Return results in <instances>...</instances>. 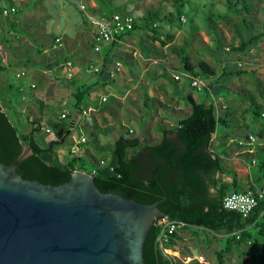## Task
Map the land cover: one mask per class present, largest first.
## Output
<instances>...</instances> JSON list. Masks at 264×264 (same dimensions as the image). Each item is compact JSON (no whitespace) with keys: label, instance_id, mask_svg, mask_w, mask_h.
Segmentation results:
<instances>
[{"label":"rangeland","instance_id":"1","mask_svg":"<svg viewBox=\"0 0 264 264\" xmlns=\"http://www.w3.org/2000/svg\"><path fill=\"white\" fill-rule=\"evenodd\" d=\"M106 1L109 4L113 3V6L123 3L124 7L115 6L114 12L131 13L135 16L137 27L130 35L134 41L136 40V46L141 50L143 60L138 58L134 65H129L120 75L124 76L129 84L123 92L116 89L115 94L119 98L110 95L107 102L101 103V107L109 110L104 121L102 119L100 123L107 127L110 132V134H102L103 138L107 141L114 140L115 135L123 133V131L131 136L132 133L127 131L130 127L142 129L143 121H137V123L133 121V117H137L141 113L147 118L144 120L149 121L145 127V135L150 137L148 142H153L158 128L165 125L169 126L172 121L169 118H167L168 122L161 119L187 113L189 103L184 96L185 89L179 93L178 97L172 90L173 87H177L175 79H172V72L184 71L176 50L180 47L184 48L192 64L200 59L214 67L217 74L233 72V75L225 81L207 76L209 79L206 89L197 91L188 88L199 101L208 100L212 102L214 100L219 115L230 113L232 119L228 120L229 128H221L224 133L229 131L228 134L212 138L210 148H215L217 152L221 151L223 165L231 171L230 173L219 174L221 182L229 184L232 181V176H234L240 187L249 188L251 181H255V176L260 173L258 171L256 174L257 162L260 156H264V140L256 136V131L264 127V118L253 120L250 108L252 100L260 105L264 104V0ZM244 3L249 4L250 12L248 14L243 8ZM150 10L154 11L150 15L154 24L145 26L146 21L142 17L148 18ZM2 15L0 12V37L4 36L9 41L10 37L5 27H8V18L13 16L11 14ZM21 34L29 38L31 45L21 43L17 50L32 60L38 55L37 52L33 51L32 46L43 43L44 40H35L27 33ZM251 36H254L255 40L249 44V47L238 53L236 59L227 60V49L231 45L237 46L240 41H247ZM214 37L219 39L220 50L214 45ZM14 41H10L8 45L13 47ZM148 57L150 60L146 61ZM33 62L34 60L27 63V66ZM239 62L242 63L241 66L238 65ZM22 64L16 62L13 65L18 67ZM238 69L241 72L236 74L235 71ZM133 71H138V74H134ZM158 71H168L164 72L162 77L171 87L169 91L165 89V84L157 80L158 74L155 73ZM6 72L13 85L24 81V78L15 76L16 71L14 69L8 68ZM138 80L140 82L136 87L135 83ZM107 91L112 92V89L109 88ZM4 94V91H0L1 97ZM16 94L17 92L13 90V96ZM112 94L114 93L112 92ZM145 105L150 106L144 107ZM23 120L25 122V116L22 114L21 121ZM89 123L92 124L91 119L85 118L84 120L82 117L76 125H73L72 133L78 138L81 134L90 137L87 126ZM26 126V123L17 124L20 131ZM249 133L255 136L253 143L239 145L237 141L239 139L244 140L246 134ZM107 141L104 145L108 143ZM67 145L68 141L66 140L56 148V157L59 161L68 159L69 156L66 152L64 153ZM95 152L97 153V151ZM128 153L130 154L131 151ZM97 157L105 161L107 152L103 151V155ZM84 166L87 171L96 167L89 159H86ZM262 174H264V169ZM256 186L264 187V177L256 183ZM254 231V228L251 227L253 234ZM176 233L178 238H174V246L171 247L170 244L164 246L168 248V253L174 257L177 264H218L219 259L216 256V250L224 245V231H210L202 227L186 226ZM255 236L258 241L256 246L251 243L241 245L232 243V245L234 244L232 251L227 255L224 254L223 264H264V235ZM251 250L254 251L253 254H251ZM187 255L190 258L187 259L185 257ZM254 255L256 256L254 257Z\"/></svg>","mask_w":264,"mask_h":264},{"label":"trees","instance_id":"2","mask_svg":"<svg viewBox=\"0 0 264 264\" xmlns=\"http://www.w3.org/2000/svg\"><path fill=\"white\" fill-rule=\"evenodd\" d=\"M243 8L247 14L250 12L248 3H244ZM114 10V7L107 6L104 16H109ZM153 13L150 10L148 18L142 17L146 21L145 26L154 24L152 16L150 17ZM243 21L246 23L245 19ZM136 27L137 24L134 28ZM254 40L255 37L251 36L247 41H240L237 46L231 45L227 49V60L236 59L237 54L243 52ZM213 42L220 50L218 37H214ZM176 53L185 73L223 81L233 75V72L217 74L214 67L200 59L195 64L190 63V57L184 48L180 47ZM235 72L239 74L241 70ZM106 74L108 76L107 71ZM88 91L87 88L77 90L73 104L75 110L81 109L80 103ZM186 99L190 112L179 119L172 129H162L160 140L154 144L141 145L138 137L121 134L106 147H96L99 154H103V151H108L109 154L106 162L100 159L104 164L94 157L96 167L90 171L86 170L84 159L80 157L70 155L64 163L56 157L55 149L69 135L70 123L62 121L61 118L51 122V129L48 128L54 133V138L45 140L47 132L42 130L41 119H32L29 121L30 130L21 132L10 121L0 104V162L11 163L22 147L28 145L31 154L15 166V172L24 179L58 185L68 181L73 170L80 169L92 175L93 182L101 192L118 193L140 203H152L162 199L157 207L169 219L182 220L187 225L210 231H224V245L216 251L220 261L225 252L229 251L231 243L247 244V241H251L256 246L258 241L255 235H264V215L261 214L264 209L263 200L258 201L254 211L246 218H242L236 211L222 207V198L228 192L257 188L256 183L264 177V156H260L257 162L256 174L258 171L260 173L255 176V181H251L249 188L240 187L234 176L229 184L221 182L219 174L231 171L224 167L220 152L210 150V141L215 131L223 133L224 136L228 134L223 129L229 128L228 120L232 117L230 113L217 114L212 102H197L191 94H187ZM250 108L253 120L264 118V104L260 105L252 100ZM100 130L105 132L107 128ZM256 136L264 140V127L256 131ZM158 218L145 235L142 247L143 263L177 264L173 256L163 254L158 247ZM251 227L255 230L254 234ZM236 231H239L238 239L235 237ZM174 238H178L176 232L170 235L165 245L174 246Z\"/></svg>","mask_w":264,"mask_h":264},{"label":"crops","instance_id":"3","mask_svg":"<svg viewBox=\"0 0 264 264\" xmlns=\"http://www.w3.org/2000/svg\"><path fill=\"white\" fill-rule=\"evenodd\" d=\"M79 2L85 3L87 8L81 10L78 7ZM7 6L15 7L16 11L15 13H11L13 17L8 18V27H5L10 40L8 41L4 36L0 37V91H4L5 93L4 96H0V104L3 110L14 125L17 126V124L26 123L27 126L21 132H28L31 127L29 121L32 119H41L42 130H45L46 127H49L51 122L59 119L61 114H65V118L62 119V121L70 123L76 111L91 107L92 110L87 114L80 113L75 121L70 124V133L64 140V142L66 140L68 141L64 153L66 152L68 156L75 155L76 157H80L84 159V163L86 159H89V161H92V163L96 165L94 157L98 158L97 156L103 155L95 152L96 147H106L114 141L113 139L107 141V139L102 136V134L106 135L110 134V132L108 129L105 132L100 130L101 128H107L100 123L102 119L104 121V118H106L109 112L108 109L101 107V103L107 102L110 95L114 98H119V96L115 94L116 89L123 92L129 84L125 77L120 75L129 65H134L138 58L143 60V56L139 47L136 46V40L134 41L133 38H131V33L123 35L118 41L104 45L101 50L95 51L93 49L94 38L92 28L86 16L88 14L104 16V10L107 6L123 8V3L113 6V3L109 4L106 0H0V12ZM21 33H27L32 38L34 37L35 40H44L43 43L32 46L33 51L37 52L38 55L33 57L32 60H34V62L30 66H27V63H31L32 60L25 57L22 52H18L17 50L18 47L21 46V43L31 45L29 38L23 36ZM57 36L61 37V46H55L54 38ZM12 40H15L13 42V47L8 45ZM133 49H136L138 52L136 56L131 52ZM19 50L21 49L19 48ZM161 58V60H163V57ZM66 59L71 60L73 63L74 75L71 78L65 77L61 68L62 62ZM116 59L122 62V70L115 75V77L109 78L106 71L111 68L112 62ZM149 60L150 58L148 57L146 61ZM16 62L23 64L17 67L13 65ZM92 65L99 66L101 69L100 72H94L91 69ZM160 65L162 66V63H160ZM8 68L14 69L16 71L15 76L24 78V81H20L13 85L6 72ZM21 71H24V74L17 75ZM133 72L134 74H138V71ZM164 72L168 71H158V73L155 74H158L157 80L165 84V89L169 91L171 87L167 85V82L162 77ZM175 72L180 73L181 77L178 80H174V72H172V79L176 81L177 85L176 88H172L174 91L173 93L178 97L179 93L185 89L186 92L184 96L191 94L195 101L201 102L190 92L188 88L190 87L189 80L183 75L185 71ZM139 82L140 80L136 81V87ZM146 83L148 82L146 81ZM31 84H34V87H32ZM84 88L89 89L88 94L84 96V100L80 103L81 109L75 110L73 108V104L76 100L75 93L78 89ZM109 88L112 89L114 94L107 91ZM13 90L17 92L16 96H13ZM102 97H106V99L102 101ZM142 100H144L143 97ZM213 101L212 103L216 108L215 102ZM3 102L5 103L4 105L2 104ZM202 102L206 104L210 103L208 100ZM146 106L150 105H145L144 107ZM174 108L179 109L180 107ZM189 112L190 105L188 104L186 114H176L161 119L164 122L169 121L167 118L172 121L169 123V126L165 125L158 128V132L154 136V138H156L153 142H148L150 140L148 138L150 137L145 135V127L149 121H145L147 118L141 115V113L138 114L137 117L134 115L133 121H136V123L137 121H143L144 124L142 129L139 130L130 127L127 131L128 133H132L131 136L138 137L141 145L154 144L160 140L162 129H172L177 125V121L185 117ZM22 114L25 116V122L24 120L21 121ZM82 117L84 120L86 118L92 121V124L89 123L87 125L90 137L81 134L78 138L72 133L73 125H76ZM98 127L100 128L99 130L97 129ZM228 132L229 131L226 133ZM121 134L130 136L123 131V133L114 134V139ZM212 134L213 137L211 136V139L224 136L223 133H218L216 131ZM81 137H84L85 141L79 142ZM51 138H54L52 130L45 135V140ZM106 141L108 143L104 145ZM73 146L76 147V151L71 154L70 148ZM210 150L216 151L215 148H210ZM105 152H107L108 156L109 152ZM219 152L222 157L223 154L221 151ZM101 161L102 160L99 159V162ZM60 162L64 163L66 160H60ZM92 170L94 169L92 168ZM257 188L264 187L261 186ZM233 245L232 243L230 244V249L225 252V255L232 251ZM253 252L254 251H252L251 254H253ZM225 255L222 257V260H218V264L224 263ZM185 257L187 259L190 258L189 255Z\"/></svg>","mask_w":264,"mask_h":264},{"label":"water","instance_id":"4","mask_svg":"<svg viewBox=\"0 0 264 264\" xmlns=\"http://www.w3.org/2000/svg\"><path fill=\"white\" fill-rule=\"evenodd\" d=\"M29 154L24 145L11 163L0 162V264H144V238L164 216L162 199L101 192L80 169L58 185L24 179L15 166Z\"/></svg>","mask_w":264,"mask_h":264},{"label":"built area","instance_id":"5","mask_svg":"<svg viewBox=\"0 0 264 264\" xmlns=\"http://www.w3.org/2000/svg\"><path fill=\"white\" fill-rule=\"evenodd\" d=\"M78 7L81 10H85L87 5L83 2L78 3ZM16 8L13 6H7L1 10L3 15H8L11 13H15ZM87 21L89 22L94 43L93 49L95 51L101 50L104 45L111 44L115 41H118L120 37L123 35H128L132 33L135 24H137V20L135 16L131 13H119L113 12L109 16H97L88 14L86 16ZM55 46H61L62 41L61 37L57 36L54 38ZM133 55H137L138 52L136 49L132 51ZM238 65H242L241 62ZM61 68L63 70V74L67 78H71L74 75L73 71V63L71 60H64L61 64ZM91 69L98 73L100 72V67L97 65H92ZM122 70V62L119 59H116L112 62L111 68L107 71L108 77L113 78L115 75L120 73ZM24 74V71H21L17 75ZM183 75L188 78L189 85L192 89L200 91L208 88V79L207 77H201L199 75H192L189 73H183ZM181 74L174 73L173 79H180ZM34 87V84H31ZM106 97H102L101 100L104 101ZM91 109V107H87L81 110V114H87ZM61 119L65 118V114H61ZM47 133L50 132L49 128H45ZM255 140V136L249 134L244 140L239 139L237 142L239 145H244L246 143L251 144ZM85 141L84 137L80 138L79 142ZM76 151V147L73 146L70 148V153L73 154ZM100 163H103L102 161ZM264 201V188H256L254 190L246 189L241 191H230L222 198V207L227 210H233L239 213L242 218L248 217L258 205V201ZM264 215V209L261 212ZM157 224L160 226V232L157 236L158 247L161 252L165 255H170L168 253V248L165 247V242L168 241V238L171 234L178 232L180 229H183L187 226V223L182 220L177 219H169L167 216H161L157 219ZM236 239L239 238V231L234 232ZM250 243V241H247Z\"/></svg>","mask_w":264,"mask_h":264}]
</instances>
